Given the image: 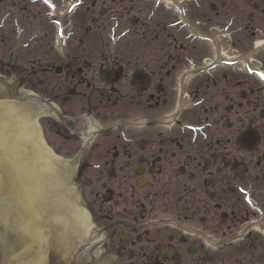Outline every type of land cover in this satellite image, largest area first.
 Instances as JSON below:
<instances>
[{"label":"flooded vegetation","instance_id":"af4514ba","mask_svg":"<svg viewBox=\"0 0 264 264\" xmlns=\"http://www.w3.org/2000/svg\"><path fill=\"white\" fill-rule=\"evenodd\" d=\"M127 74L118 76L128 89L123 100L151 88L148 98L154 102L147 106L156 112L142 114L146 128L137 129L128 127L122 114V130L100 134L78 158L71 182L91 223L87 250L73 238L63 255L53 241H45L33 264H264V240L257 235L229 242L239 234L243 196L264 211L261 90L239 82L225 93V75H197L183 102L158 78L140 70ZM100 75L109 81L106 72ZM179 102L183 111L172 114ZM160 106L166 108L162 117L172 116L167 131L157 126ZM87 114L112 118L96 109ZM75 115L62 110L48 127L55 140L46 138L47 143L63 157L80 148ZM254 215L245 209L243 221ZM21 247L15 233L0 236V264L16 252L28 261L33 251Z\"/></svg>","mask_w":264,"mask_h":264},{"label":"rangeland","instance_id":"374dc122","mask_svg":"<svg viewBox=\"0 0 264 264\" xmlns=\"http://www.w3.org/2000/svg\"><path fill=\"white\" fill-rule=\"evenodd\" d=\"M44 1L49 5L41 0H0V39L5 40V44H0V61L5 72H8L9 64L14 63L15 73L11 79L16 85L20 84L23 90L47 99L49 103H58L57 95L62 92L69 95L66 109L70 112L74 110L83 114L87 109H91L89 112L96 109L105 115L112 112L114 118L125 114L133 119L155 113V108L147 106L154 100L146 102L145 93L143 97L135 95L125 101L117 99L119 94L111 90V86L121 84L113 83L114 69L111 66L120 63L124 69L132 70L136 62L142 66L144 60H151L150 68L144 69L156 70L155 79L170 86L167 93L174 96L176 71L181 73L188 69L184 59L190 58L204 65L214 57L212 46L199 41L197 35L218 38L223 57L243 55L252 60L256 70L264 73V44L260 45L264 43V0H180L181 13L175 12L172 3L162 0ZM73 3L76 6L68 13V7ZM183 20L191 23L194 32L183 26ZM13 29L16 35H13ZM219 31L222 36L218 35ZM59 35L63 38L61 41ZM8 38L13 49L9 53L3 46ZM63 53L75 54L79 64L83 60H92L86 76L88 81L94 77L95 83H91L90 88L78 84L76 79L61 81L56 76L54 69L60 60L65 61ZM100 68L111 71L109 82L97 75ZM170 69L174 76L165 78L163 73ZM218 70L207 77H219V73L225 75L222 80L225 93L237 88L239 82L243 87L248 83L247 78L238 75L241 73L239 69L219 67ZM249 78L251 83L261 87L254 78ZM192 80L190 84L194 83ZM73 87L76 92L71 94ZM150 91L151 88L146 92ZM165 110L159 107L160 117ZM95 121L97 128L103 129L112 120H105L101 115ZM46 123L44 119L40 120L39 126L45 127ZM82 125L77 123L78 127ZM258 188L262 189V185L259 184ZM260 200L264 206V197Z\"/></svg>","mask_w":264,"mask_h":264},{"label":"water","instance_id":"95a60500","mask_svg":"<svg viewBox=\"0 0 264 264\" xmlns=\"http://www.w3.org/2000/svg\"><path fill=\"white\" fill-rule=\"evenodd\" d=\"M21 90L23 89L21 88ZM36 97L39 100L41 99L38 96ZM36 106L38 108H35L33 104L24 105V114L22 113L23 115L18 117L12 116L8 123V129L2 130L4 121L0 120V149L3 152V156L10 158V166L4 169V171L10 174L7 189L10 192L16 189V193H23L21 196H16L15 194L14 204L16 207L21 202H25L29 208L28 214L31 213L30 215L36 220V215L33 216V212L31 211L32 200L36 201L32 197L33 189L41 192L42 183H46L44 186H49L54 190L55 199L46 189L45 192L38 193L39 202L36 205V210L40 214L37 220L51 224V230L55 233L56 238H59L64 233H78L79 229L81 230L80 225H84L86 218L70 204L73 203V200L71 197L67 198L64 193L63 184L60 181L56 179L47 180L45 178L49 173L56 174L59 169L52 167V155L39 145V139L33 122L36 114H41L42 112H46V110L41 109L38 104ZM37 109L41 110L38 111ZM19 142L22 145L19 146ZM20 180L23 184L20 183ZM57 203L69 205V210L67 208V211L72 213L70 216L72 218L71 221L68 220L66 213L60 212L61 214L58 215H47L49 209L54 210L58 206ZM45 209L47 211H44ZM17 217L20 220L15 219L14 222L17 221L15 223L20 226L21 233L28 234L35 241H38L41 230L46 229L47 224L44 223V226H40L38 229L29 217H24L23 219L20 216ZM70 223L71 225L68 226ZM67 228L72 231L67 232Z\"/></svg>","mask_w":264,"mask_h":264},{"label":"bare ground","instance_id":"6f19581e","mask_svg":"<svg viewBox=\"0 0 264 264\" xmlns=\"http://www.w3.org/2000/svg\"><path fill=\"white\" fill-rule=\"evenodd\" d=\"M90 132V128H88V133Z\"/></svg>","mask_w":264,"mask_h":264}]
</instances>
